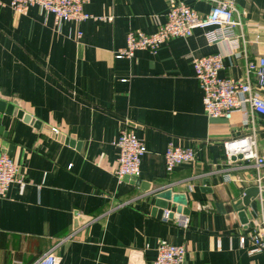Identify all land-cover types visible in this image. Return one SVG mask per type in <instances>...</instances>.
I'll use <instances>...</instances> for the list:
<instances>
[{
  "label": "crops",
  "instance_id": "0c3cea01",
  "mask_svg": "<svg viewBox=\"0 0 264 264\" xmlns=\"http://www.w3.org/2000/svg\"><path fill=\"white\" fill-rule=\"evenodd\" d=\"M3 1L0 101L30 120L0 114V152L27 180L23 191L15 183L0 199V264H35L53 249L59 264H154L164 240L185 247V264H264V251L252 253L249 238L264 218L260 195L246 225L230 203L256 187V170L241 159L230 162L223 149L254 124L264 157V116L209 118L193 66L194 58L223 54L221 76L246 80V63L264 58V0H236L245 57H229L228 44H211L197 29L157 54L141 50L132 59H117L116 52L129 32L152 34L166 22L167 0H91L85 12L92 18L60 27L40 7L17 14ZM180 1L199 13L211 7ZM130 127L147 153L140 177L121 182L115 142ZM170 145L195 148L196 162L168 173ZM169 189L189 202V215H181L188 228L177 224L173 202L170 220L159 217L155 195Z\"/></svg>",
  "mask_w": 264,
  "mask_h": 264
},
{
  "label": "built area",
  "instance_id": "2783aa9c",
  "mask_svg": "<svg viewBox=\"0 0 264 264\" xmlns=\"http://www.w3.org/2000/svg\"><path fill=\"white\" fill-rule=\"evenodd\" d=\"M211 3L207 13H199L192 6L180 0H167L169 9L166 22L161 24L157 31L146 34L139 30L129 32L127 45L116 52L117 59H132L137 51H149L157 54L160 48L176 38H189L197 29L205 30L207 41L226 43L231 48L229 57H245L240 42L247 43L243 33L236 29L241 28V21L236 20V0H205ZM91 0H8V6L17 14H24L31 7H40L47 16H52L54 25L60 27L64 23L80 25L92 18L85 12V7ZM6 3L0 0V7ZM82 32H78L80 39ZM226 55L215 54L194 58L193 66L198 84L203 91V106L205 114L211 119L231 120L234 114L242 113L245 122H248V112L264 116V58L259 61L246 63V80H235L221 76L225 70ZM253 123V121L251 122ZM54 132L58 133L57 130ZM119 150L117 169L115 174L119 181L127 178H139L141 161L147 153V148L136 135L134 128H126L120 132L115 142ZM226 158L232 162L233 157L242 156L244 168L256 170L255 186L264 203V157L259 154L257 130L253 124L249 133L227 140L223 143ZM166 169L168 173L181 165L194 164L197 152L193 147L170 145L165 153ZM230 181V176L225 177ZM19 184L23 191L27 180L21 168L13 158L0 152V199L7 196L13 184ZM174 213L165 210L164 220L169 221ZM177 214L175 219L180 227L188 228L189 218ZM251 252L264 251V218L255 221L250 229ZM242 244L246 238H242ZM139 256L132 258L139 262ZM186 249L184 246L174 245L161 241L157 248V257L154 264H185ZM134 260V261H135ZM35 264H59V258L54 249L41 256Z\"/></svg>",
  "mask_w": 264,
  "mask_h": 264
},
{
  "label": "water",
  "instance_id": "95a60500",
  "mask_svg": "<svg viewBox=\"0 0 264 264\" xmlns=\"http://www.w3.org/2000/svg\"><path fill=\"white\" fill-rule=\"evenodd\" d=\"M6 113L7 115H12L13 117L24 118L26 121H29V116H26L22 111L14 110L12 106H8L4 102L0 101V114ZM0 125H1V116H0ZM3 129L0 126V135H3ZM237 159H242V156L233 157L232 160L235 161ZM136 180L135 178H132ZM209 183V180H206L205 186ZM207 194H211V188H204ZM222 188H219L221 190ZM222 192V191H220ZM259 196V189L257 187H249L244 189L243 194L239 196L237 199L230 201L231 208L234 212L239 214L240 220L243 224H247L249 222L248 209L251 207L252 201L255 200ZM155 197L157 198V207L160 209L159 217L164 215L165 210L168 209V203L173 202L177 204V212L179 214L189 215L188 210V200L183 194H174L172 190H165L157 192ZM228 201V199H225ZM186 207V208H184ZM218 208L220 206L218 205ZM247 209V210H246ZM172 217V216H171Z\"/></svg>",
  "mask_w": 264,
  "mask_h": 264
}]
</instances>
